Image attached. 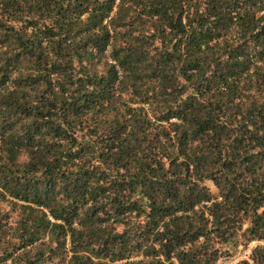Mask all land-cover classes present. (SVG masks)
Segmentation results:
<instances>
[{
	"label": "trees",
	"instance_id": "1",
	"mask_svg": "<svg viewBox=\"0 0 264 264\" xmlns=\"http://www.w3.org/2000/svg\"><path fill=\"white\" fill-rule=\"evenodd\" d=\"M251 241L233 264H264V0H0V264Z\"/></svg>",
	"mask_w": 264,
	"mask_h": 264
},
{
	"label": "built area",
	"instance_id": "2",
	"mask_svg": "<svg viewBox=\"0 0 264 264\" xmlns=\"http://www.w3.org/2000/svg\"><path fill=\"white\" fill-rule=\"evenodd\" d=\"M254 245H255L254 242L251 241V242L247 243L244 247H242L243 248V255H241V256H243L244 259L248 260V255L250 253L251 248ZM241 256L240 255H238V256L235 255V256L230 257L228 259L225 258V257H218L217 260H216V262H215V264H233L236 261L240 260ZM223 259H226V260H223Z\"/></svg>",
	"mask_w": 264,
	"mask_h": 264
},
{
	"label": "rangeland",
	"instance_id": "3",
	"mask_svg": "<svg viewBox=\"0 0 264 264\" xmlns=\"http://www.w3.org/2000/svg\"><path fill=\"white\" fill-rule=\"evenodd\" d=\"M254 242V241H253ZM258 243H261V242H258ZM254 244H256V242H254ZM252 246V245H251ZM245 250V249H244ZM235 255H243V248L241 246H237L236 248H234L233 250H231V253L227 254V255H222L220 257H225V258H230V257H233ZM244 259L243 256H241L240 260ZM223 260H226V259H223Z\"/></svg>",
	"mask_w": 264,
	"mask_h": 264
}]
</instances>
